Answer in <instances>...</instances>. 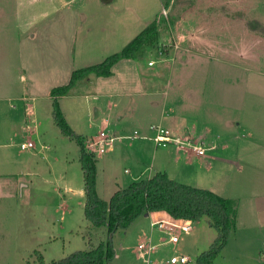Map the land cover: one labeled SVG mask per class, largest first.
I'll return each instance as SVG.
<instances>
[{"label":"rangeland","instance_id":"1","mask_svg":"<svg viewBox=\"0 0 264 264\" xmlns=\"http://www.w3.org/2000/svg\"><path fill=\"white\" fill-rule=\"evenodd\" d=\"M47 1L0 0V68L4 70L0 76L8 80L4 84L1 80L2 88L10 93L26 89L25 99L11 96L0 102V119L9 123L10 117L13 125L8 124L3 141L14 145L20 161L27 157L34 164L28 176L15 173L4 183L0 264H36V250L50 263L90 247L84 237L90 229L80 147L55 123L52 90L67 85L74 71L102 63L122 50L155 20L161 22L158 45L134 59L120 60L113 77L90 74L78 80L68 94L57 97L60 109L70 127L84 138L87 151L97 155L101 198L110 200L117 190L156 172L213 190L233 199L236 216V225L214 264H261V234L252 229L253 210L246 213L238 150L245 130L264 127V0H113V8L106 0H76L69 6L74 13L67 9L41 19L42 11H49L44 8ZM65 1L57 0V4ZM252 6L257 8L249 9ZM58 21L66 26L44 36ZM23 64L30 65L18 72L16 68ZM148 77L150 88L145 84ZM146 91L160 93L138 96ZM112 92L116 94L111 101H128L127 113L134 112L132 123L126 118L129 124L124 130L114 127L122 121L117 108L110 110L104 98ZM141 98L151 101L141 102ZM26 108L33 115H26ZM103 119L112 124L102 130ZM139 120H145L148 133L134 131ZM171 125L186 127L190 139L179 141L198 142L207 149L205 155L181 150ZM160 130L170 133L165 145L154 141ZM102 131L113 142L90 145L100 141ZM210 131L227 135L230 149L222 144L209 149ZM23 140L33 141L35 148L22 150ZM211 156L232 159L235 164L210 161ZM192 226L191 233H181L173 244L170 235L140 217L114 235L117 254L109 264H145L137 258L136 247L152 233L158 236L153 240V264H171L177 255L197 264L219 234L206 217Z\"/></svg>","mask_w":264,"mask_h":264},{"label":"trees","instance_id":"2","mask_svg":"<svg viewBox=\"0 0 264 264\" xmlns=\"http://www.w3.org/2000/svg\"><path fill=\"white\" fill-rule=\"evenodd\" d=\"M160 24V21H153L122 50L108 56L102 63L74 71L67 85L52 90V95L56 97L55 123L63 134L76 141L80 147V162L85 179V218L90 229L88 236L84 237L88 238L90 247L50 263H46L42 253L36 250V264H109L117 254L113 240L116 232L126 231L140 217L157 211H165L173 218L192 222L208 218L210 226L215 227L219 237L210 249L199 255L197 264H214L216 255L236 225L233 199L213 190L178 182L164 172L134 180L129 187L117 190L110 200L101 198L97 192V155L87 151L84 138L70 127L58 104L57 97L68 94L78 80L90 74L110 78L114 75V66L120 60L134 59L144 49L158 45ZM163 52L168 54L166 49Z\"/></svg>","mask_w":264,"mask_h":264},{"label":"crops","instance_id":"3","mask_svg":"<svg viewBox=\"0 0 264 264\" xmlns=\"http://www.w3.org/2000/svg\"><path fill=\"white\" fill-rule=\"evenodd\" d=\"M76 0H67L63 3H60V5L57 4V0H48L47 2H45L44 4V8H47L49 11L45 12L44 10L42 11V14L40 15L39 18H45L51 15H56L57 12H61L62 10H67L68 12H72L74 13L75 11H72L69 9V6L71 3L75 2ZM111 1V2H109ZM106 2H108V5H112L111 7L113 8V0H106ZM254 2L253 0H249V3ZM255 6V5H254ZM252 6V8L250 7L249 9H253V8H257ZM43 7V6H42ZM67 12V11H65ZM114 17V15L112 16ZM55 18H52V21ZM59 22V21H58ZM59 25H49V29H47L48 31L46 32V34L44 36H46L48 33L52 34L53 32L58 31L61 27L66 26L65 23L63 22H59ZM44 37H42L41 39H43ZM39 39V41L41 40ZM46 44H52L54 45V43H46ZM45 59H51V57L46 56ZM150 64V62H149ZM30 64H23L21 65L19 68H16L19 71L26 69ZM4 71L3 69L1 70L0 68V73ZM1 75V74H0ZM115 72L114 75L115 76ZM112 76V77H113ZM159 76V75H158ZM20 77L23 79L22 75H20ZM155 77V75H154ZM156 78V77H155ZM155 78L153 80H155ZM120 80L125 79L124 76H119ZM1 80L4 84V81H8L6 78L4 79L3 76H0V102L4 101V99H7V97H11V96H15L17 98H23L25 99V93H26V89L21 90V92L18 93H10L6 90H3L2 86L3 84L1 83ZM148 81H145L148 84V87L150 88V84H151V80L148 77L147 78ZM138 83L134 84V86H137ZM141 94H139L138 96L140 97H149V96H153V95H158L159 93H156V91H146V92H139ZM116 94L115 92L109 93L108 96H105L104 98H107V107L110 110H114L117 108V115H118V120L122 121L119 124L115 123L114 127L115 128H119L120 130H124V126L126 124H129L128 121H130V123H132V121L130 120V114L134 113L133 111L131 113H127V111L131 108V106H129L128 104H130L128 101L126 102H120L119 100L117 101V103L111 101V95ZM105 95V94H103ZM107 95V94H106ZM127 97V96H125ZM110 98V99H109ZM128 98V97H127ZM131 98V97H130ZM98 99H100V96L98 97ZM136 99V98H133ZM141 102H150L151 99H140ZM139 101V102H140ZM1 106V105H0ZM26 115H33V111L29 110L26 108L25 110ZM9 114H7L8 116ZM152 116V115H151ZM2 117V115H0V118ZM10 117H8L9 123L5 122L3 119H0V122L4 125L0 128V199H2V196H4V183L7 182L11 176L15 175V173L18 174H23L27 176L29 175V170L32 168V166L34 165L32 162H30L29 159L24 158L21 159V161L16 157L15 155V150H14V145L13 144H8L7 142L5 143L3 141V135L6 132V128H8V124L11 125L12 121H10L9 119ZM124 118V119H123ZM127 118V120H126ZM173 120H178L175 117H173ZM111 120L108 119H103L101 122V129H106L109 128L111 126ZM136 121V120H135ZM134 121V122H135ZM144 121L145 120H139V122H135V130L138 131H143L148 133L147 127L144 125ZM163 121V119H162ZM126 123V124H125ZM147 125V124H146ZM149 125V129H150ZM169 128H171V132L174 133V135L177 136V138H184V139H190V136H188V132H187V128L186 127H182V126H174L171 125ZM37 131V128L35 129ZM11 131V130H10ZM114 137H118V136H114ZM122 137V136H119ZM146 136H142V138H145ZM207 137H209L210 139V147L209 149L215 150L217 149V146L219 144L225 145L226 146V142L229 137L227 135H223L221 133H212L211 131L207 134ZM241 139H240V149L238 150L239 152V156L241 159V164H240V174L242 175V195L244 196V200L247 201L248 203V207L246 208V213L249 214V211L253 210L252 214H254V223L249 224L248 227H251L252 225V229H254L255 232L260 233L261 234V238L259 239V241H261V250L260 253L264 254V127H255L253 128H249L248 130H245V132H243V134L241 135ZM30 141V140H29ZM22 143H24V140L22 141ZM198 143V142H197ZM227 147V146H226ZM35 148V147H34ZM44 149H46L47 147H44ZM142 149H144V146H141ZM22 149V148H21ZM33 149V148H30ZM30 149H22V150H30ZM226 149H230V148H226ZM207 150V149H206ZM192 152V151H191ZM23 154V153H21ZM195 154V153H194ZM29 156V155H28ZM209 160H216L218 162H226V164H235V162L231 159H225V158H221V157H216V156H211V158H209ZM21 168V169H20ZM19 169V170H18ZM154 175V174H153ZM28 187V185H27ZM218 194V193H217ZM250 215V214H249ZM170 215L165 212V211H157V212H151L148 214V216H143L142 218H147L150 220V224H152L153 221L159 220V219H167ZM152 226V225H151ZM160 231V230H159ZM155 238H158L157 235L155 234H151L150 236L147 237V240H149L151 243H153V240H155ZM159 245V244H158ZM261 261V264H264V258Z\"/></svg>","mask_w":264,"mask_h":264},{"label":"built area","instance_id":"4","mask_svg":"<svg viewBox=\"0 0 264 264\" xmlns=\"http://www.w3.org/2000/svg\"><path fill=\"white\" fill-rule=\"evenodd\" d=\"M152 62H150V65ZM151 129L156 130L158 126L152 125ZM100 141L97 142H90V145H97L101 141H103L100 145L104 142L109 146L111 142H113L114 138H109L106 136L105 132L102 131L99 135ZM171 136L168 131L160 130L159 133L156 134L154 141L158 144L164 143V145L170 142ZM180 139H175V142L179 145L181 150H185L187 152H193L198 156H204L206 149L203 146L197 145L196 143L187 142L186 144L179 141ZM174 143V142H173ZM35 143L33 141H27L21 145L22 149H30L34 148ZM91 147V146H90ZM100 151L104 152L105 149H100ZM191 220L185 219H176L169 216L167 219H159L152 222V227H157L160 231L167 233L169 236V242L173 244H177L179 242V236L181 233H191L193 231ZM156 245L151 243L149 240L145 239L140 242L136 247V256L137 258L141 259L145 264H153L151 260V254L155 251ZM191 260L189 257L185 255H177L173 256L170 259L171 264H190Z\"/></svg>","mask_w":264,"mask_h":264},{"label":"water","instance_id":"5","mask_svg":"<svg viewBox=\"0 0 264 264\" xmlns=\"http://www.w3.org/2000/svg\"><path fill=\"white\" fill-rule=\"evenodd\" d=\"M145 216H148V213H147V214H145Z\"/></svg>","mask_w":264,"mask_h":264},{"label":"bare ground","instance_id":"6","mask_svg":"<svg viewBox=\"0 0 264 264\" xmlns=\"http://www.w3.org/2000/svg\"><path fill=\"white\" fill-rule=\"evenodd\" d=\"M193 223V222H192Z\"/></svg>","mask_w":264,"mask_h":264}]
</instances>
